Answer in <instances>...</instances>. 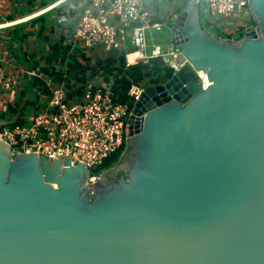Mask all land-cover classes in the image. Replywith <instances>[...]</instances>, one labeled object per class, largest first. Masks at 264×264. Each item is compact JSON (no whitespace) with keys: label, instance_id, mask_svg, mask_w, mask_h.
Returning <instances> with one entry per match:
<instances>
[{"label":"water","instance_id":"95a60500","mask_svg":"<svg viewBox=\"0 0 264 264\" xmlns=\"http://www.w3.org/2000/svg\"><path fill=\"white\" fill-rule=\"evenodd\" d=\"M199 2L172 26L192 66L145 86L101 178L0 138V264H264V0L239 41Z\"/></svg>","mask_w":264,"mask_h":264},{"label":"built area","instance_id":"2783aa9c","mask_svg":"<svg viewBox=\"0 0 264 264\" xmlns=\"http://www.w3.org/2000/svg\"><path fill=\"white\" fill-rule=\"evenodd\" d=\"M6 1L0 0V8ZM145 2L91 0L81 13L75 30L81 46L103 60V56L120 53L127 67L147 63L152 58H161L174 74L188 64L192 66L183 48H178L182 45L176 41L173 24L169 26L166 22L155 21ZM203 3L201 11L208 29L232 16L251 15L249 0H203ZM165 27L171 31L167 42L155 43L148 53V31H162ZM248 27L251 26L235 29L233 33L241 30L234 34L223 32V35L216 36L239 41L246 36ZM197 73L206 85V72L198 70ZM33 74L42 78L49 89L48 106H39L29 122L2 124L0 138L9 144L12 155L37 150L50 158L70 156L74 164L81 162L86 165L90 171L89 181L97 179V168L106 157L118 151L129 136L128 120L142 98L145 86L140 83L131 85L128 94L133 105L118 101L108 84L99 87L92 82L86 84L83 94L72 99L65 82H59L50 75ZM18 87L19 78L0 63V88L15 91Z\"/></svg>","mask_w":264,"mask_h":264},{"label":"crops","instance_id":"0c3cea01","mask_svg":"<svg viewBox=\"0 0 264 264\" xmlns=\"http://www.w3.org/2000/svg\"><path fill=\"white\" fill-rule=\"evenodd\" d=\"M90 2L91 0H7L0 8V63L6 65L10 73L19 78V87L15 91L0 88V114H5L0 122L17 121L20 113L23 121L29 122L30 116L39 106H48L49 89H39L40 81L45 86L44 80L33 72L46 77L53 68L61 69L62 82L68 83L64 78L67 77L66 66L69 58L63 64L55 59L50 60L54 44L63 42L69 47V55L81 54L82 56L77 57L83 65L92 66L91 59L97 54L86 51L75 33L81 13ZM182 2L183 0H146L145 7L152 13L155 21H163L170 26V22L179 14V5ZM236 17L222 20L215 27L212 26L211 30L215 34H228L227 32L233 33L235 29L246 28L245 22L236 23ZM202 24L207 28L204 20ZM89 75L90 72L87 71L84 80L71 78L68 89L72 99L83 94L87 83L106 86L102 77L91 79ZM80 90L83 91L79 94ZM16 104L19 105V112L11 113Z\"/></svg>","mask_w":264,"mask_h":264},{"label":"trees","instance_id":"16d2710c","mask_svg":"<svg viewBox=\"0 0 264 264\" xmlns=\"http://www.w3.org/2000/svg\"><path fill=\"white\" fill-rule=\"evenodd\" d=\"M189 0H184L182 2V7L179 8L178 12L181 13L186 7ZM201 10L204 7L203 0H200ZM205 20V16L202 13V21ZM223 34H218L221 36ZM69 47L64 45L63 42L56 43L52 46L51 49V59H55L60 64H63L69 58V62L66 66L67 77L64 80L69 81L71 78H77L78 80H84V75L87 71L90 72L89 78L95 79L102 77L103 80L108 84L113 92L114 97L122 102L129 103L133 105V100L129 96L128 92L133 83H140L143 79H149L152 84L165 83L174 75L172 68L165 65L161 58H152L147 63H139L133 66H126L125 58L120 53L112 54L104 58L103 61H100L96 65L84 66L83 63L78 59L77 55L82 56L81 54H71L69 55ZM69 55V56H68ZM87 61L86 57H83ZM58 81H62L63 74H61V69L53 68L49 73ZM40 81V80H39ZM66 81V82H67ZM67 84L70 85V84ZM39 89L47 90L46 86L40 81ZM83 90L79 91V94ZM18 104L15 105L11 113H18ZM5 114H0V118H4ZM17 122H24L22 119V113H20ZM127 148V143L125 141L124 145L116 152L110 154L106 157L97 168L96 171H102L103 169H108L114 166L122 156L123 151ZM119 175H123V172H119Z\"/></svg>","mask_w":264,"mask_h":264},{"label":"rangeland","instance_id":"374dc122","mask_svg":"<svg viewBox=\"0 0 264 264\" xmlns=\"http://www.w3.org/2000/svg\"><path fill=\"white\" fill-rule=\"evenodd\" d=\"M199 6H200V3H199ZM180 7H182V4L179 5V8ZM237 21H239V22H245L248 26H251L252 28H256L258 26V22L253 17L252 13H251L250 17L249 16L238 15L236 17V23H237ZM170 23L173 24V21H171ZM206 29L209 30L210 32L212 31L211 33H213L214 35H216L213 30L208 29V28H206ZM169 34L171 35V31L169 29H167V27H165L162 31H156V30H150V31H148V33H147V37H148V41H147L148 49H147V52L148 53L151 52V50H152V48H153V46H154L155 43L165 44L167 42V39L170 37ZM96 56L91 59L92 65H96L100 61H103V59L101 57H96ZM140 84H143L144 86H147V85L152 84V83H150V80L149 79H143V80L140 81ZM109 169L110 168L103 169L102 171H99V172L98 171H95L96 172V175L98 176L97 178L98 179L101 178L103 172H105L106 170H109Z\"/></svg>","mask_w":264,"mask_h":264},{"label":"flooded vegetation","instance_id":"af4514ba","mask_svg":"<svg viewBox=\"0 0 264 264\" xmlns=\"http://www.w3.org/2000/svg\"><path fill=\"white\" fill-rule=\"evenodd\" d=\"M119 172H121V170H113L111 172H109V177H114L115 175H119ZM122 176V175H119Z\"/></svg>","mask_w":264,"mask_h":264},{"label":"bare ground","instance_id":"6f19581e","mask_svg":"<svg viewBox=\"0 0 264 264\" xmlns=\"http://www.w3.org/2000/svg\"><path fill=\"white\" fill-rule=\"evenodd\" d=\"M205 79H206V81H207V77H206Z\"/></svg>","mask_w":264,"mask_h":264}]
</instances>
